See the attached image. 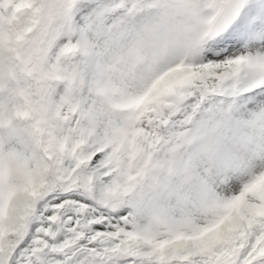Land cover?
<instances>
[{
	"label": "trees",
	"instance_id": "obj_1",
	"mask_svg": "<svg viewBox=\"0 0 264 264\" xmlns=\"http://www.w3.org/2000/svg\"><path fill=\"white\" fill-rule=\"evenodd\" d=\"M101 2L111 3L110 0ZM41 3L38 27L24 42L17 43L15 48L21 66L26 71L32 70L31 77L26 76L24 80L27 99L13 97L14 93L21 94L23 84L11 83L0 91V100L3 102H15L17 99L29 103L33 118L38 119L34 125L40 147L47 152L48 168L41 176L43 187L39 197L29 202L40 206L42 198L63 194L65 190L84 194L89 197L90 206L102 205L103 215L107 216V211L111 210L117 218L115 225H112L109 219L101 221L98 214L93 211L88 213L82 207L85 217L99 220L90 223L88 228L111 234L117 232V238L121 239L130 232L151 236L163 231L166 226L175 232L181 224L186 223L191 224L189 231H193L200 224L212 221L218 213L206 207L196 183L201 178L213 187L226 183L232 177L230 174L241 168L238 156L251 152V143L258 146L264 144L260 132L247 123L250 122V110L241 105L226 107L222 113L214 114L216 123L198 137L168 139L163 131L155 129L154 123L147 122L146 116L132 119L128 111L112 107V101L121 99L118 95L110 93L104 96L91 86V82L83 86L82 78L86 76L88 67L76 57L61 61L71 77L70 82L65 85L56 79L45 80L42 82V89L44 92L51 90V96L55 100H69L76 104L78 111L66 119L50 113L42 120L39 113L42 100L32 92L37 84L36 66L50 47L59 51L64 44L74 41L76 36L70 29L65 0H41ZM81 7L86 13V18L81 19V22L84 26L91 22L87 36L94 44L96 58L102 63L117 48L104 29V24L114 18L107 15L104 18L97 17L94 8L83 4ZM144 15L142 18L136 15L133 19H128L118 12L117 17L128 21V27L139 29L140 26L135 23L149 19L147 16L150 13L146 11ZM58 16H62L64 21L60 35L53 39L51 27ZM27 22V19L20 18L18 27ZM101 52L104 54L100 55ZM113 80L117 84L128 85L133 93L144 88L138 86L137 74L119 78L116 76ZM205 92L203 88H197L186 91L184 96L191 101V94L194 93L198 98ZM89 132L92 135L86 139L85 133ZM52 133L58 139L67 135L77 141L68 180L56 178V162L62 158V154ZM98 137L102 138L100 144H107L100 152L96 150L98 145L94 143ZM84 139L87 144L82 143ZM229 155L235 157L228 160ZM121 187H127L125 194L120 193ZM262 198L260 191H254L246 196L245 201L261 203ZM3 202L4 196L0 195V264H16L15 258L21 249L26 247L31 238L42 237V233L36 230L38 223L30 211L25 219L24 230L18 227L2 210ZM75 232L76 229L64 230L55 237L54 243L65 241V238L72 239ZM255 234L254 241L248 240L244 244L234 241L238 245L237 250L219 264H264V226L257 229ZM75 243L78 248L73 251L70 260L62 264H77L91 259V251L81 248V243L77 240ZM125 244L131 246L130 242ZM46 256L51 257L50 254ZM142 264L150 263L144 261ZM151 264L189 262L169 260Z\"/></svg>",
	"mask_w": 264,
	"mask_h": 264
},
{
	"label": "rangeland",
	"instance_id": "obj_2",
	"mask_svg": "<svg viewBox=\"0 0 264 264\" xmlns=\"http://www.w3.org/2000/svg\"><path fill=\"white\" fill-rule=\"evenodd\" d=\"M116 6L104 7L95 1L85 2L84 0H68L67 9L71 11V21L73 30L79 36V48L70 46L65 50L66 57L77 53L81 56L82 63L88 65L90 70L84 76L83 82L89 80L94 81V86L98 91L106 94L108 92L118 91L123 98V101L116 102L113 105L124 109H138L148 105L150 100L154 99L153 111L155 116L161 113L160 102L165 98L175 95L173 89L175 87L185 88L191 86L211 85L218 89V93L232 97L234 101L241 93H249L253 99H250V105H254L252 114L256 122L264 120V89L260 86L264 82V72L252 68L250 71L241 70L234 66L231 61L237 56H246L248 58L261 57L264 55V0H254L256 9L262 23L254 24L251 27L245 22L237 27H233L225 38L217 39L213 42L207 40L205 36L206 21L212 16L216 9L217 0H115ZM7 2L9 5L7 6ZM31 3L35 11L30 9L20 10L13 14V10L19 3ZM85 3L89 6L95 5L97 16H101L105 11L113 12L117 9H123L125 14L141 10L143 8L155 9L158 11L155 17L157 20L149 24L147 27H142L140 30L134 29L130 31L133 35L132 44L123 45V53L121 57L112 60L110 64L105 63L98 67L94 59L92 44L87 41L84 29H82L78 19L82 13L79 3ZM40 0H0V91L6 85L13 81L23 84L21 94H14L13 97L21 96L27 99L25 95L26 85L24 82V70L20 65V61L14 52V44L17 41H23V35L16 29L19 16H31L29 19L30 25L23 27V33H29L37 25L40 16ZM132 17V16H131ZM61 18L59 22L61 23ZM89 26V25H88ZM87 26V28H88ZM111 25L105 29L108 31ZM58 26H55L54 31L57 32ZM122 33L128 35V31L123 29ZM187 43L190 41V46L181 45V39ZM189 47V48H188ZM64 51V50H63ZM81 52V53H80ZM214 52V54L212 53ZM203 54L204 58H212L216 60L212 64H200L196 68L182 69L169 68L166 74L160 79L151 84L143 93H149L146 100L134 102L135 95L127 93L115 86L110 75L106 74L107 68L115 67L116 63L120 64L127 70L126 67H132L137 60L145 65L146 76L155 74L156 68L160 64L169 65L175 58L193 60L197 55ZM59 53H49L44 57L38 67V81L48 80L51 77L68 81L64 68L59 62ZM212 65V67H210ZM230 67V68H228ZM226 67V68H225ZM258 71V72H256ZM94 72L97 76H95ZM87 77V78H86ZM113 77V75H112ZM41 83V82H40ZM253 86H257L253 89ZM35 90L41 96L42 106L39 110L40 118H46L51 114H67L74 112V106L67 100H55L51 96V90L42 91V84L35 86ZM43 93V94H42ZM142 93V94H143ZM163 97L164 99H162ZM15 103L14 105H12ZM200 103L188 106L183 105L179 108H172L170 112L163 113L164 120L168 123L166 134L172 135L171 130L182 124L186 127L192 125L196 129H200V123L194 117V114L199 110ZM34 119L32 118V109L27 101L17 100L1 101L0 100V195L6 193L8 198L9 191L13 186H27L25 182H34L35 187H39L40 181L37 177L46 167V155L38 146L37 134L34 128ZM264 127V125H263ZM63 137L61 146L64 152L69 156L70 140ZM65 139V140H64ZM245 158V157H244ZM254 165L251 170H244V173L233 172L232 177L218 188L207 186L202 180L197 182V187L201 192L204 202L215 209H221L222 198L228 196H237L242 194V185L249 179V174L264 166V152L259 154L256 159H248ZM63 162L59 163L61 174L66 173V166L63 167ZM241 172L243 174H241ZM264 180L256 185V190L264 191ZM5 198V200H7ZM4 202V209L6 208ZM11 208L19 210L22 205L19 201H9ZM244 204V205H243ZM236 209H221V215L216 218L211 224L220 221L219 227L202 235L203 226L199 227L193 233L180 232L177 235L171 234L170 228L154 235L147 239H140L131 249H124L128 257H131L130 262H134L136 258H147L152 261H167L187 260L190 264H218L219 261L225 260L233 255L237 250L238 245L233 242L238 240L243 243L248 238L252 237V232L255 227L261 228L264 225V200L258 205H248L243 203ZM69 211V208H65ZM76 212V211H75ZM72 218V214H68ZM257 217L262 219L258 220ZM258 220V221H257ZM209 224V225H211ZM190 223L184 224L185 229H189ZM208 226V225H207ZM81 233L83 231H80ZM91 240H94L98 246L105 244L106 239L100 234H93L90 230L86 232ZM201 234V235H200ZM200 235V236H199ZM222 240L221 244L217 242ZM233 243V244H232ZM157 249V254L153 258L148 253V250Z\"/></svg>",
	"mask_w": 264,
	"mask_h": 264
},
{
	"label": "water",
	"instance_id": "obj_3",
	"mask_svg": "<svg viewBox=\"0 0 264 264\" xmlns=\"http://www.w3.org/2000/svg\"><path fill=\"white\" fill-rule=\"evenodd\" d=\"M246 0H219L218 9L209 21L208 33L212 37H216L225 32L232 23L237 19ZM116 257L115 254L109 252L107 262Z\"/></svg>",
	"mask_w": 264,
	"mask_h": 264
},
{
	"label": "bare ground",
	"instance_id": "obj_4",
	"mask_svg": "<svg viewBox=\"0 0 264 264\" xmlns=\"http://www.w3.org/2000/svg\"><path fill=\"white\" fill-rule=\"evenodd\" d=\"M256 7H257V5H256V3L253 2V0H248V3H247V5H246V7H245V10H244V12L242 13L241 17L239 18L238 22H239V23H242V22L245 21V23H247V24L252 23V19H253V17H257V16H256V13H257ZM24 8H25V9H30V10H32V11H35L30 3H21V4L19 3V4L17 5V7L13 10V14H15L16 12H18V11H20V10H24ZM77 48H78V47H77ZM242 63H243V62H242ZM232 64H233L234 66H236L237 68L240 66V65H239V61H238V59L235 60V61H233ZM258 66H260V67H264V64H263V65H258ZM227 67H228V66H227ZM249 67H251V66H249ZM225 68H226V67H225ZM228 68H230V67H228ZM255 87H256V86H253L252 88L255 89ZM148 92H149V91H148ZM147 94H148V93H145L144 95H142V96L139 97L138 99L136 98L134 102L138 103L139 101L146 100V99H147V98H146ZM240 203H241V195H239L238 197L233 198V199H231V200L225 202L224 207H225V209L227 210V209H229L232 205H234V206L236 207V209H238L239 206H240ZM220 223H221L220 221H216L215 223H213V224H211V225H209V226L204 227V228H203L202 235L205 234V233H207V232H209L210 230H214V229H216L217 227H219ZM200 235H201V234H200ZM200 235H199V236H200Z\"/></svg>",
	"mask_w": 264,
	"mask_h": 264
}]
</instances>
